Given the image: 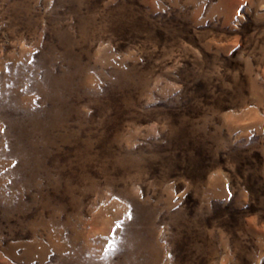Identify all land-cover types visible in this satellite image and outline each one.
I'll return each instance as SVG.
<instances>
[{"label":"rangeland","instance_id":"1","mask_svg":"<svg viewBox=\"0 0 264 264\" xmlns=\"http://www.w3.org/2000/svg\"><path fill=\"white\" fill-rule=\"evenodd\" d=\"M0 264H264V0H0Z\"/></svg>","mask_w":264,"mask_h":264}]
</instances>
